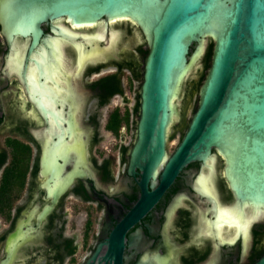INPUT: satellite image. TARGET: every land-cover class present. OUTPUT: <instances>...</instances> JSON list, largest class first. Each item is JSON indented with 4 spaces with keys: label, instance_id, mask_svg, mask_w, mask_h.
Listing matches in <instances>:
<instances>
[{
    "label": "flooded vegetation",
    "instance_id": "af4514ba",
    "mask_svg": "<svg viewBox=\"0 0 264 264\" xmlns=\"http://www.w3.org/2000/svg\"><path fill=\"white\" fill-rule=\"evenodd\" d=\"M122 21L139 36L132 57L126 56L121 31L112 29L111 21L106 27L104 21L77 27L65 17L48 20L40 25L37 52L28 56L32 32L21 35L0 23V264H253L264 253V207L257 214L253 205L240 203L224 176L197 160L187 163L159 194L151 195L160 185L159 172L145 195L139 171L133 175L126 171L134 135L124 145L125 125L117 132L107 128L110 114L116 108L124 111L114 107L107 114L104 133L98 132L97 114L88 105L94 101L99 107L114 97L124 103L126 83L135 77L141 82L147 43L137 26L127 20L116 22ZM96 34L104 37L94 48ZM52 42L61 52L57 58L61 68L53 74L59 86L68 85L61 70L71 71L83 62L74 88L85 96L86 104L82 124L74 125V130L85 138L65 133L57 140L47 131L43 111L51 109L39 107L42 97L30 79L35 74L38 80V71L29 58H39L42 50L50 52ZM47 82L56 89L51 80ZM62 111L65 117L79 114L67 107ZM189 120L184 128L183 119L173 128L180 133L176 146ZM108 135L111 141H103ZM55 142L63 155L57 162L64 159L65 165L57 178H51L43 155L46 144ZM80 158L86 160L85 176L75 178L43 214ZM201 178L207 187L200 185ZM148 196L155 200L144 205ZM240 205L246 207L245 223L236 222Z\"/></svg>",
    "mask_w": 264,
    "mask_h": 264
},
{
    "label": "water",
    "instance_id": "95a60500",
    "mask_svg": "<svg viewBox=\"0 0 264 264\" xmlns=\"http://www.w3.org/2000/svg\"><path fill=\"white\" fill-rule=\"evenodd\" d=\"M61 17L77 26L127 20L146 40L126 165L129 175L139 171L145 195L159 172L158 194L187 163L197 160L221 173L240 203L264 207V0H0V23L21 35L32 32L27 56L37 52L40 25ZM100 40L98 34L92 36L94 48ZM209 40L211 60L198 89L197 106L169 154V131L185 80L196 61L203 59ZM29 60L38 71V80L35 74L30 79L42 97L39 107L51 109L43 111L51 138L61 140L65 133L85 138L74 130V125L82 124L86 104L85 96L74 88L83 62L71 71L61 70L65 88L54 82L53 74L61 66L51 52L44 59ZM65 107L79 114L66 118ZM57 143H47L43 155V167L51 178H57L65 165L64 159L57 162L58 155L63 158ZM75 165L43 214L75 178L85 176L86 160L80 158ZM154 200L148 196L142 203ZM253 264H264V253Z\"/></svg>",
    "mask_w": 264,
    "mask_h": 264
},
{
    "label": "rangeland",
    "instance_id": "374dc122",
    "mask_svg": "<svg viewBox=\"0 0 264 264\" xmlns=\"http://www.w3.org/2000/svg\"><path fill=\"white\" fill-rule=\"evenodd\" d=\"M128 27L129 26L127 22H124V21L111 23L112 29L121 31L122 36L120 37L121 38L120 41H121V44L124 45L126 48V56L132 57L130 56V53H131V50H133L134 45H136V43L138 42L139 36L138 34H136L135 31L130 32L129 31L130 28ZM201 63H202V60L200 58L193 65L192 69L190 70L189 75L187 76L185 80V83L183 86V92L180 97V102L177 104V115L174 118L171 124L170 131H169V138L167 142V149H168L169 154L173 151L174 147L176 146V143L179 140V136H180V133L178 131L179 129L173 130V128L176 126H179L182 119L184 121L183 122L184 125L182 126V128L185 127V124L188 122L191 116V113L193 111V106L198 101V91L195 92V89H193V86H194L193 82L197 80V74L202 67ZM126 75H128L127 72H126ZM138 87H139V83L136 82V80L131 81V87H130V81L126 83L125 91L127 95V100L124 101V103H122L118 97H114L110 99L109 101H107V103L99 107L95 105L94 101H92L88 105V110L90 112H95L97 114V123H98L97 130L99 133H104L103 126L105 124L107 114L114 107H119L123 111H125V109H128L130 113V116H129L130 122H129V126H127L123 132L124 134L123 143L124 145H127L131 141L134 135L135 120L137 118V115L133 113L132 108L135 105V101H136L135 93ZM103 141H111V136L109 135L104 136ZM121 168H122L121 165L120 166L117 165V169L120 170Z\"/></svg>",
    "mask_w": 264,
    "mask_h": 264
},
{
    "label": "trees",
    "instance_id": "16d2710c",
    "mask_svg": "<svg viewBox=\"0 0 264 264\" xmlns=\"http://www.w3.org/2000/svg\"><path fill=\"white\" fill-rule=\"evenodd\" d=\"M212 46L213 42L209 40L205 54L202 59V67L199 70L197 74V80L193 82V89H195V92L198 91L200 84L202 83L206 71L210 65V60H211V54H212ZM147 52V49H144L142 51L143 54ZM140 78V77H139ZM136 80V77L133 79H130V87H131V81ZM196 108V104L193 106V110ZM132 111L134 114L138 113V100L137 103L133 106ZM130 113L128 109H125L124 113L122 114L117 108L112 112L109 116L108 122H107V128L113 130L114 132H117L118 127L120 125H125V127L129 126L130 122ZM186 125V124H185Z\"/></svg>",
    "mask_w": 264,
    "mask_h": 264
},
{
    "label": "bare ground",
    "instance_id": "6f19581e",
    "mask_svg": "<svg viewBox=\"0 0 264 264\" xmlns=\"http://www.w3.org/2000/svg\"><path fill=\"white\" fill-rule=\"evenodd\" d=\"M107 21H111V20H107ZM89 25H93V24H89ZM74 26V25H73ZM76 26V25H75ZM63 28L64 29V27L62 26V25H60V28ZM78 27V26H77ZM105 27H106V25H105ZM101 36V35H100ZM101 37H104V35L103 36H101ZM115 39V37H114V35L112 34L111 35V41L112 40H114ZM51 45H52V47H50V52H51V54H52V56H54V57H56V59L60 56V47H59V45H57V43L56 42H52L51 43ZM94 53V52H93ZM39 55H40V58L41 59H44L45 58V53L43 52V50L41 51V52H39L38 53ZM14 60H16V58L14 59ZM162 168V167H161ZM161 168H160V171H161ZM200 182H201V186H203V187H207L206 186V180L204 179V178H201L200 179ZM161 182H160V185H159V187L156 189V191L155 192H152L151 193V195H154L156 192H158V190H159V188H161ZM244 208H246V207H244V205H240V210L241 211H239L238 212V215L236 216V222H238V223H245V221H246V216H245V213H244ZM248 208V207H247ZM233 209H235V208H233ZM249 209V208H248ZM256 213L257 214H259V213H261V210H259L260 209V207H256ZM255 210V209H254ZM264 212V211H263ZM227 213V212H226ZM254 215V214H253ZM225 216V215H224ZM223 217V216H222ZM227 217V216H226ZM251 221V220H250ZM233 222V221H232ZM235 224H237V223H235ZM234 224V225H235ZM244 232V231H243ZM241 233V232H240Z\"/></svg>",
    "mask_w": 264,
    "mask_h": 264
}]
</instances>
